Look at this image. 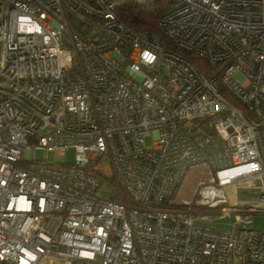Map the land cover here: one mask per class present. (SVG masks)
<instances>
[{
	"label": "built area",
	"instance_id": "1",
	"mask_svg": "<svg viewBox=\"0 0 264 264\" xmlns=\"http://www.w3.org/2000/svg\"><path fill=\"white\" fill-rule=\"evenodd\" d=\"M157 1L0 0V264H264V0Z\"/></svg>",
	"mask_w": 264,
	"mask_h": 264
},
{
	"label": "trees",
	"instance_id": "2",
	"mask_svg": "<svg viewBox=\"0 0 264 264\" xmlns=\"http://www.w3.org/2000/svg\"><path fill=\"white\" fill-rule=\"evenodd\" d=\"M158 8L157 0L144 4L136 3L135 0H117L116 14L126 26L156 35L160 42L170 46L156 22ZM185 56L196 65L201 73H207V67L203 60L189 54H185Z\"/></svg>",
	"mask_w": 264,
	"mask_h": 264
},
{
	"label": "rangeland",
	"instance_id": "3",
	"mask_svg": "<svg viewBox=\"0 0 264 264\" xmlns=\"http://www.w3.org/2000/svg\"><path fill=\"white\" fill-rule=\"evenodd\" d=\"M193 121L195 123V124H193V127L198 128L199 127V124H198L199 120L198 119L183 120V123H185V124L191 123L192 124ZM149 142H150V140L147 141V143H149ZM64 154H65V160L67 162L73 161V159H74L73 147H68L65 150ZM42 157H43V150L41 148H37L36 159H42ZM204 177H205V174H204L203 169H195L194 171L187 173L183 177L182 182L175 189L174 198L176 200H180L183 197L191 198L195 186ZM243 192H244V190H237L236 193H234V194L232 192L230 194V196H231L230 200L235 201L234 203H236L238 201V198L249 199L252 197L251 192H249V191H247V193H243ZM218 223L220 225V226H218L219 228H222V229H230L231 228V226L227 223V218H224V219L218 221ZM253 223L256 227L260 228L262 226V224H264V215H256L254 220H253Z\"/></svg>",
	"mask_w": 264,
	"mask_h": 264
},
{
	"label": "water",
	"instance_id": "4",
	"mask_svg": "<svg viewBox=\"0 0 264 264\" xmlns=\"http://www.w3.org/2000/svg\"><path fill=\"white\" fill-rule=\"evenodd\" d=\"M70 20H71V22L74 23V25L77 27V23L75 22V21H77V20H75V19L73 18V16H70Z\"/></svg>",
	"mask_w": 264,
	"mask_h": 264
}]
</instances>
